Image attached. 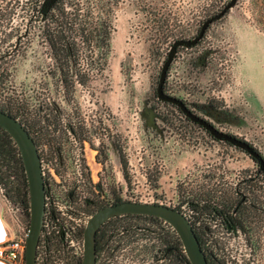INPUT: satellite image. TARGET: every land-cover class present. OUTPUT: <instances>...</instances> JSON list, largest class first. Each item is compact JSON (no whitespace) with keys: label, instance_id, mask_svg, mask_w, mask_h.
Returning <instances> with one entry per match:
<instances>
[{"label":"rangeland","instance_id":"1","mask_svg":"<svg viewBox=\"0 0 264 264\" xmlns=\"http://www.w3.org/2000/svg\"><path fill=\"white\" fill-rule=\"evenodd\" d=\"M228 1L120 0L105 73L86 85L77 84L70 99L47 75L49 68L53 70V59L46 43L26 41L22 59L15 43L0 42V54L4 51L8 58L0 66L4 91L30 92L27 84L35 79L39 91L49 95L64 115L68 130L83 126L87 142L75 149L88 169L82 167V176H75L73 168L60 169L66 182L56 186L68 226L90 212L80 205L97 192L96 182L117 184L124 198L173 205L182 190H194L201 183L226 188L255 169L254 160L241 147L212 138L187 121L176 106L156 96L159 72L173 40L193 37L200 20ZM262 27L264 0H236L210 23L198 43L177 47L169 65L168 87L196 113L264 152ZM104 132L109 137L114 132L118 138V158L112 142L105 145ZM121 157L126 159V178ZM68 187L76 200L68 196L66 202ZM0 211L15 235L27 231L29 213L11 203L1 188ZM259 262L264 264V256Z\"/></svg>","mask_w":264,"mask_h":264},{"label":"trees","instance_id":"2","mask_svg":"<svg viewBox=\"0 0 264 264\" xmlns=\"http://www.w3.org/2000/svg\"><path fill=\"white\" fill-rule=\"evenodd\" d=\"M24 1L27 6L22 13V38L19 44L12 42L22 59L28 49L26 41L46 43L53 59V70L49 68L47 75L55 86H62L63 95L69 99L73 97L77 84L86 85L96 75L105 73L115 30V10L120 0ZM208 17H203L200 24ZM6 54L4 51L0 54V66L8 60ZM33 81L27 84L32 90L26 92L22 89L4 91V84L0 80V108L22 122L36 142L42 162L43 158L49 159L55 155L57 144L63 148L62 142L67 138L68 131L75 134L81 145L84 129L83 126H70L68 130L62 119L64 115L58 113L52 101H49L50 96L39 91V83L35 79ZM51 82H47L48 89ZM157 99L176 106L182 113L177 104L158 96ZM206 133L211 136L208 131ZM225 143L236 146L230 142ZM253 147L258 157L246 152L256 167L246 172L238 182H231L226 188L219 184L209 188V184L201 183L194 190H182L181 197L173 204L190 219L209 264H260L259 260L264 256V152ZM121 163L126 178V159L121 157ZM44 178L46 210L49 207L51 211L50 216L45 215L49 226L43 225L42 228L37 246V263L80 264L81 254L76 250L75 240L83 234L84 227L79 233L67 234L65 218L59 210L55 211L57 208L52 194H56V187L53 193ZM95 185L98 187L97 192L88 198L97 203L86 198L84 206L82 201L80 205L83 211L90 208L88 215L107 203L128 199L121 196L117 184L103 185L96 182ZM0 188L11 203L20 206L23 213L28 215V182L21 154L15 140L1 125ZM65 193L63 197L66 202L68 196L76 200V194L69 187ZM58 194L62 197L61 192ZM154 245L162 251L169 248L165 255L167 258L191 264L178 233L168 222L155 215L137 213L114 215L97 229L96 264H117L115 257L119 254L127 255L134 250L137 254L145 253ZM39 252H44L43 263L38 259Z\"/></svg>","mask_w":264,"mask_h":264},{"label":"water","instance_id":"3","mask_svg":"<svg viewBox=\"0 0 264 264\" xmlns=\"http://www.w3.org/2000/svg\"><path fill=\"white\" fill-rule=\"evenodd\" d=\"M236 0H229L216 14L208 17L201 25L198 33L191 38L175 39L167 53L158 77L156 94L162 100L170 101L193 121L203 125L214 137L225 139L235 144L251 156L258 157V152L247 140L218 129L213 123L203 116L192 112L180 98L168 94L163 87L167 69L179 45L196 43L204 33L206 26L222 15L225 10L234 5ZM0 125L8 131L15 140L23 162L24 171L28 182L29 192V224L25 235V264L37 263V246L44 223L46 189L42 162L37 145L22 122L12 114L0 108ZM123 213H137L155 215L168 222L178 233L186 255L191 264H209L206 254L202 249L199 239L193 229L190 219L173 205L159 201H145L125 199L107 203L91 213L83 229V251L80 264H95L96 261V232L107 219Z\"/></svg>","mask_w":264,"mask_h":264},{"label":"flooded vegetation","instance_id":"4","mask_svg":"<svg viewBox=\"0 0 264 264\" xmlns=\"http://www.w3.org/2000/svg\"><path fill=\"white\" fill-rule=\"evenodd\" d=\"M26 6H27V2H25L24 0H0V42H5V43L16 42L17 44H19V42L22 38V25H23L22 13H23V10ZM17 54H18V52H17ZM18 56H19V54H18ZM166 57H167V55H166ZM169 65H170V63H169ZM168 71H169V66H168L165 81L163 84L165 91L168 94L174 95V96L180 98L181 100H183L184 104L192 112H195L194 109L192 108V106H190L183 98L179 97L178 94H175L171 89H169V87H168ZM182 113H183V117L187 121H189L191 124L197 125L198 127L200 125L206 131H208L199 122L191 120L183 111H182ZM208 121L211 122L210 120H208ZM101 122H104V121L101 120ZM217 128L220 129L219 127H217ZM220 130H222V129H220ZM222 131H224V130H222ZM106 133L107 132L103 133L105 138H106L105 145L109 146V141H111L112 146L115 148L116 156L118 158V156H119L118 138L115 137L114 132H112L110 137ZM208 133H210V132L208 131ZM72 136L76 138L75 134H73L71 131H68L67 138H65V140H63V142H62L63 148H61L59 146L60 144H57L56 149H55L56 150L55 155L49 159H47L46 157L43 158L42 164H45V166H46L44 168L45 177L47 179L48 186L51 187V189H52V192H53V188L58 185V183H57L58 181L55 182V180L51 177L52 174H55L60 181L61 177H62V175H61L62 173H60V171H61L60 169L71 168L72 163L74 161H76L77 158L81 161V164L82 163L84 164V159L81 158L82 156L81 157L79 156V154L77 153V149H75V147L77 145H79L78 144L79 141L78 140H75L74 142L71 141L70 138ZM211 136L214 139L216 138V137H214L213 134H211ZM216 139L224 141V142L225 141L229 142L228 140H225V139H219V138H216ZM86 140L87 139H86V136L84 134V137L82 138L81 145H79V146L83 147L84 142H87ZM103 150H104V154H107L106 149H103ZM81 155H82V153H81ZM44 159H45V161H44ZM84 168L88 169L86 165L84 166ZM92 200L89 199V201H91V202H94V203L96 202V201H92ZM169 250L170 249L167 248L165 251H162L159 246L154 245V246L148 248L145 253H138L137 254L135 252V250L129 251L127 255L119 254L117 257H115V260H116L117 264H182L180 260H176L172 257L167 258V256H165ZM97 256H98V254L96 253V257ZM99 258L100 257H98V260H100Z\"/></svg>","mask_w":264,"mask_h":264},{"label":"built area","instance_id":"5","mask_svg":"<svg viewBox=\"0 0 264 264\" xmlns=\"http://www.w3.org/2000/svg\"><path fill=\"white\" fill-rule=\"evenodd\" d=\"M45 164H42V168H43V173H44V177H45ZM83 163L81 164V161L77 158L76 161H74L72 163V167L74 169V174L76 176V173L79 175H83ZM69 168L66 169H62V171L68 170ZM60 171V173L62 172ZM61 180L59 181L58 177L55 174H52V178L56 181H58V185H64L66 182V178L64 177V174H61ZM66 176H68V173L65 174ZM77 178V177H76ZM55 188V187H54ZM59 195V194H58ZM53 199L55 200V205L57 210H55L56 212L59 210L60 214L63 215V217L65 218V229L67 234H70L72 232L74 233H79V231L85 226V223L89 217V215H87L85 218L79 217L78 220H76L75 224H73L71 227L68 226L67 224V218L65 217V212L61 210V207L59 206L60 204H58L60 198L56 195V194H52ZM50 209L48 207V209L46 210V205H45V214H44V223L43 225L45 226H49L48 225V218H45V215L50 216ZM43 228V227H42ZM50 228H47V230ZM42 234V232H41ZM40 234V235H41ZM25 235H26V231H23L19 234H14L12 236H8L6 239H4L3 241L0 242V260H2L5 264H25ZM45 234H43V240L45 239ZM75 245H76V250L77 252H79L81 254V258H82V251H83V234L80 235L76 240H75ZM183 246V245H182ZM184 249V248H183ZM185 251V250H184ZM44 253V252H43ZM42 252H39L38 254V259L39 261H41L43 263L44 257L45 255ZM81 263V262H80ZM44 264H46L44 262ZM96 264V261H95Z\"/></svg>","mask_w":264,"mask_h":264},{"label":"crops","instance_id":"6","mask_svg":"<svg viewBox=\"0 0 264 264\" xmlns=\"http://www.w3.org/2000/svg\"><path fill=\"white\" fill-rule=\"evenodd\" d=\"M13 229L10 227L9 223L3 216L0 211V242L6 239L8 236L14 235ZM0 264H5L2 260H0Z\"/></svg>","mask_w":264,"mask_h":264}]
</instances>
